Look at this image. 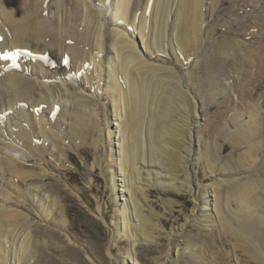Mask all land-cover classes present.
<instances>
[{
	"label": "bare ground",
	"instance_id": "bare-ground-1",
	"mask_svg": "<svg viewBox=\"0 0 264 264\" xmlns=\"http://www.w3.org/2000/svg\"><path fill=\"white\" fill-rule=\"evenodd\" d=\"M47 1L0 0V53L6 52L8 47L12 49L10 57H13L7 62L0 59V71L8 70L11 65L19 66L17 60L20 51L23 53L31 49L33 56L40 57L28 62L32 67L30 71L0 74V113L7 106L17 109L9 124V127H15L14 133L11 130V133H7L6 130V134L0 121V172L4 176L0 183L7 185V176L12 177L13 184L10 186L13 189L15 184L16 193L12 191L15 196L12 195L11 199L18 206L22 204L23 208L30 196L29 187L39 189L37 166H30L29 163L32 156L41 160L46 154L43 153L42 142L37 143L40 136L35 139V122L38 121L39 133L43 138L55 145L58 143L57 138L61 137L58 129L60 116L69 121L71 130L66 139L70 145L75 141V134L79 137L84 133L88 123H96L87 112L89 106L86 96L81 94L76 83L73 84L74 80L79 81L73 76V71L76 64L87 61L91 51L103 53L105 47H109L107 40L112 35V48L118 56V65L110 57L108 67L98 71V80L100 84L103 73L106 74L105 95L114 104L117 122L112 126L118 128L119 134V144L114 141V146L119 147L118 158H113L112 148L110 151L112 161L120 169L122 179L118 178V181L123 184L118 189L122 192L120 201L124 202L120 214L122 219H115L114 223L118 237L123 228L127 234L134 229L133 236L138 230L147 237V223L141 211L139 196V191H144L146 187H138V183L149 181V187H170L184 175V183L190 186V192L193 193L192 163L205 164L211 175L243 173L242 170L246 168L241 178L214 179L211 185L214 197L211 210L222 229L239 236L241 247L257 264H264V0H232L234 5L231 10L221 6L224 0H154L153 17L147 24L142 15L138 27L135 16L129 14L138 13L141 0H117L114 10L112 13L110 11L114 23H121L125 19L126 28L129 25L133 28L130 31L132 37H135L137 30L143 44L142 52L148 59L123 31L111 30L105 25L93 37L92 26L97 23L100 13H106L93 8L87 0H59L57 9L60 13L53 14L51 18L43 17L44 14L40 12L36 14L37 9L45 11L43 4ZM106 1L109 2L101 0ZM149 2L147 6L151 8ZM211 3L214 15L212 22H207L204 21L205 10L210 8ZM171 6L175 7L169 12ZM171 15L174 20H171ZM224 15L226 18H223ZM83 20L86 24L81 31L79 27ZM214 24L230 30L231 35L241 32L242 37H246L249 33L250 43L247 45L237 40L231 45L227 38L215 40ZM169 25L174 32V41L169 38ZM187 48L191 49V54L187 53ZM171 57L174 63H171ZM96 64L101 68L104 66L102 61ZM41 75L45 79L51 76L56 83L43 84L39 79L36 80ZM58 81L67 83L60 84ZM62 85L65 86L64 91ZM48 92L53 96L59 95L57 104L46 96ZM37 96L42 97L39 99ZM62 99L66 102L63 106ZM23 100H28L37 111L42 104L46 106L43 113L36 114L37 121L34 122V117L30 118V111H25L20 105ZM97 102L94 105L98 107ZM97 107L95 109H99ZM55 109L60 111L57 116ZM50 115L52 117L46 120L45 117ZM111 116V112L106 109L102 120L104 129L109 133L110 147L113 145L109 121ZM6 118L8 120L9 115ZM144 131L149 138L147 147L142 139ZM205 137L209 140L206 141L203 154L195 156L192 151L193 139L202 141ZM220 139L231 145L234 151L243 148L239 156L230 155L229 161L222 165L216 163L217 159L220 161L222 158L224 150L220 147ZM63 151L67 153V150ZM173 163L175 168H172ZM139 164L143 166L138 167ZM27 166L31 170H27ZM251 168L254 171H250ZM113 177L117 182V177ZM3 188L0 186V196L5 194ZM206 198L202 201L201 211L210 209ZM235 205L237 209L232 214ZM51 210L55 211L52 218L55 225L61 229L65 227L66 213L57 199L53 200ZM96 213L105 217L100 207ZM133 221L141 226L134 227ZM28 225L23 211L0 208V255L5 264L11 246L14 247V256L19 264H27V259L33 257L34 246L29 238L31 232L24 235ZM11 235L16 236L13 242L10 240ZM130 262L140 264L135 257H130Z\"/></svg>",
	"mask_w": 264,
	"mask_h": 264
},
{
	"label": "rangeland",
	"instance_id": "rangeland-1",
	"mask_svg": "<svg viewBox=\"0 0 264 264\" xmlns=\"http://www.w3.org/2000/svg\"><path fill=\"white\" fill-rule=\"evenodd\" d=\"M116 1L117 0H109V2H101V0H87L93 8L96 10L98 9L99 11L102 10L106 13L105 15L100 13L98 15L99 22L97 20L95 26H92V29H94V31H92V34H94L93 37H95V35H97L96 33H98L105 25H107V28L110 27L108 29L123 31L130 41L132 40V42L136 43L139 50H141V53H143V56L147 58L144 51L142 52L143 44L139 33L137 34V30H135V37H132L130 31H133V28L130 27L131 25L128 26L129 28H126L127 22L125 19L121 21V23H114L111 13L112 9L114 10L116 6ZM51 2H54L53 6H51ZM148 2L149 0H141L138 13L129 14L131 17L135 16L137 27L140 25L142 15L145 16L144 21H146L147 24L149 19L154 15V0L149 2L151 8L150 6H147ZM175 2H177V0H175ZM223 2L224 4L221 6L227 10H231L234 5L232 0H224ZM213 3L210 4V8L207 7L205 10L206 15L204 16V21L212 22L211 20L214 15ZM58 4L59 0H48L43 4L45 5L44 8H46L45 11L42 12L40 9H37L36 14L40 12L42 15L44 14L43 17L51 18L54 16L53 14L57 12L58 14L60 13L58 11L59 9H57ZM108 7L109 9H107ZM174 7H169V12H171ZM223 18H226V15H224ZM171 20H174V16L171 17ZM84 21L85 20H83L82 25L79 27L81 31L86 24ZM204 25H206V23H204ZM153 27L155 28L156 26ZM204 29L205 27L203 30ZM213 29L216 32L215 40L219 41L221 38H227L230 40L229 43L231 45L237 40H240L245 44L250 43V37L248 36L249 33L246 37H242L241 32L231 35L230 30L217 26V24H214ZM254 30L255 29H252V31ZM167 31L169 38L171 37L174 41V32L171 31L170 25ZM92 39L94 40L95 38ZM112 39L113 36L111 35L110 40H107L109 47H105L106 50H104L103 53H100L99 50H93L91 51L92 55L88 54L87 61L84 64L78 63L75 65L76 69L73 71V76L75 75L79 81L77 80L76 82V80L73 79V84L76 83L75 85L80 89L81 94H84V97L86 96L87 104L89 106L87 112L92 115L96 123H88L89 125L81 136L78 137V134H75V141L73 140L74 142L72 141L73 143H71V145L66 139L67 133L71 130L69 128L70 124L69 121H66L64 116H60L58 120V129L60 130L61 137L57 138L58 143L55 145L53 142L44 139L43 135L39 133L36 114L43 113V108L46 106L42 104L40 107L41 109L38 108L37 111L28 100L20 101V105L23 106L24 110L30 111V118L34 117V122L37 121L34 124L35 132L37 133L35 139L40 136L39 139H37V143L41 144L42 142L44 149L43 153H45L46 156L41 160H38L36 156L31 157L32 160L29 164L30 166H37L36 172L40 175L37 184L39 189L29 187L28 195L30 196L24 203L23 208L21 206L22 204L19 203L18 206V204L11 199L12 195L15 196L13 193H16V186L14 184L12 189L10 185L13 184V179L8 176L7 185L0 183V186L2 188L4 187L3 189L5 191V194L3 195L5 198L2 195L0 196V208L17 209L26 214L29 225L24 229L26 230L24 231V235L31 232L29 233V238L31 239V245L34 246V248H32L33 257H28L27 264H132L130 262V257H135L140 264H257L256 261L252 259L251 255L241 247L240 237L234 236L231 232H225L224 229H222L221 224H219L217 216L211 210L213 207L212 204L214 203L211 185L217 181V179L233 180L235 177L241 178L245 174L246 168L242 170L243 173L228 172L222 175H211L205 164L196 165L192 163L190 169L193 180V193L190 192V186L184 183V175H182V177L180 176L178 181L175 182L176 186L149 187V181H147L148 183H143V181L142 184L138 183V187H146V191H139V196L141 199V211L147 223V225L145 224V233L147 234V237L142 236L140 234L141 232H138V230L137 233L134 234L136 237L133 236L132 233L136 231L134 229L127 234V231H124V228L122 229V227V230L120 231L121 234L118 237L114 223L116 220L122 219L120 214L124 202L120 201L122 192L118 191V189H121L123 184L118 181V178L122 179L120 176V169H118L117 163L112 161L110 151L112 148L115 152H113V158L116 157L115 159H117L119 147L118 145L114 146V141L115 144H119V134L118 128L114 125L112 126V124L117 122H115L116 114H114V104L112 100L108 99V96L105 95L107 86L106 74L103 73V79L100 84L98 80V71L100 72L102 69H106V66L108 67L107 62L110 57L113 59L114 63L118 65V56L116 51L112 48V42L114 41V39ZM11 50L12 49H8L7 47L6 52H2V54L0 53V57L4 54L11 56ZM187 53L191 54V49L187 48ZM20 55L21 59L19 58ZM33 55L31 54V49H28L23 53L20 51L17 60L19 66L14 67V65H11L8 70H1L0 74L5 75L8 72L21 74L26 70L30 71L32 67L28 62L32 59L38 60L40 58L39 56L37 57L36 55ZM0 59L5 60L3 58ZM98 61L103 62L104 66L102 68L98 67L96 64ZM171 63H174L172 57ZM54 67L55 66H53V68ZM39 77H37L36 80L39 79L43 84L56 83V80L52 79L51 76L48 79H45L44 77L42 78V75ZM59 83L66 84L67 82L60 81ZM64 87L65 86L62 85L61 89H63V91ZM98 90H100V93ZM46 96L51 102L55 101L57 104L59 99L58 94L53 96L48 92L46 93ZM37 97L40 99L42 96ZM94 100L95 102H93ZM96 102L99 105L98 107L94 105ZM65 103L66 102L63 100L62 106ZM96 107L99 109H95ZM6 109H8V111ZM106 109L107 112H111L112 115L109 120L111 123L110 129L113 132V140L111 139V144L113 145L111 147L109 145V133L107 132V129H104L102 124ZM16 110L17 109H13L11 106H7V108L3 109V113H0V121H2L5 133L6 130L7 133H14V130H16L15 127H9V124L11 123L10 119L15 115ZM215 110L216 108L214 107L213 111ZM55 111L57 110L55 109ZM59 112L60 111L55 112V116H57ZM6 115H9L8 120ZM50 117L52 116L50 115L45 118L48 120ZM246 119L248 120L249 118L247 117ZM4 121L6 123H4ZM146 135L147 133L144 131L142 139L144 146L146 145L147 147L149 138H147ZM205 138L206 139L202 141L197 138L193 139L192 151L195 153V156L196 154H203L206 141L209 140L208 137ZM1 139L2 141L5 140L4 138ZM219 144L224 150L221 153L222 158L220 161L217 159L216 163L218 162L221 165L229 161L228 157L230 155L239 156L243 151V148L234 151L231 145L225 143L222 139L219 140ZM68 146H70V148ZM63 150H67V153H64ZM174 164L175 163H173L172 168L176 167ZM30 166H27L26 169L31 170ZM140 166L142 167L143 165L139 164L138 167ZM249 170L254 171L252 168ZM0 175V182H2V179L4 178L2 172H0ZM114 175L117 177L116 181L118 183L114 181ZM133 175L135 178L133 179L135 180L133 183L134 186H136V177L135 174ZM24 189L26 188H23V190ZM204 198H206V201L208 200L207 203L210 209L201 211L200 207L203 206L202 201ZM55 199H57L66 213V226L62 229L57 227L52 220L55 211H52L51 209L53 207V200ZM98 207L101 208V213L105 217L102 218L96 213ZM236 207V205L232 207V214L233 212L235 213L237 209ZM129 210L132 211L130 206ZM133 226L137 227L141 225L133 221ZM238 227L239 226H237V228ZM259 231L261 232V230ZM50 233L52 236H50ZM14 237L16 236L11 235V242H13ZM20 237L21 236L18 238ZM8 250V260L6 264H19V260L17 261L16 256H14V247L11 246ZM23 261L25 262V260ZM0 264H5V260L2 261L1 255Z\"/></svg>",
	"mask_w": 264,
	"mask_h": 264
},
{
	"label": "snow or ice",
	"instance_id": "snow-or-ice-1",
	"mask_svg": "<svg viewBox=\"0 0 264 264\" xmlns=\"http://www.w3.org/2000/svg\"><path fill=\"white\" fill-rule=\"evenodd\" d=\"M0 58H3V59H5V60H7V59H10V58H13V57H10V56H8L7 54H4L2 57H0Z\"/></svg>",
	"mask_w": 264,
	"mask_h": 264
}]
</instances>
